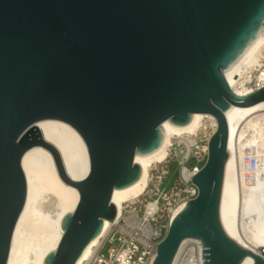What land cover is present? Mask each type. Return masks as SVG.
Masks as SVG:
<instances>
[{"label":"water","instance_id":"water-1","mask_svg":"<svg viewBox=\"0 0 264 264\" xmlns=\"http://www.w3.org/2000/svg\"><path fill=\"white\" fill-rule=\"evenodd\" d=\"M264 33V0H0V264H8L27 201L22 167L36 146L49 150L62 180L80 194L64 235L44 264H77L117 221L112 202L142 178L136 157L156 154L163 127L216 118L198 196L171 221L154 264H175L185 241L203 264L264 257L226 232L221 204L229 154L226 113L264 102V89L239 97L226 74ZM65 122L84 139L90 173L73 181L37 124Z\"/></svg>","mask_w":264,"mask_h":264},{"label":"bare ground","instance_id":"bare-ground-1","mask_svg":"<svg viewBox=\"0 0 264 264\" xmlns=\"http://www.w3.org/2000/svg\"><path fill=\"white\" fill-rule=\"evenodd\" d=\"M263 61L264 33L237 66L226 74L229 86L239 97L254 94L246 82L251 81V74L258 71ZM256 78L264 83V74L260 71ZM206 116L214 120L212 126L215 127L214 117L205 114H195L192 123L186 127H176L169 121L164 123L166 139L163 147L152 156L135 159L143 170L141 180L129 189L113 194L112 202L118 209L117 220L124 204L132 203L146 193L151 168L168 159L173 140L197 134L206 124ZM226 118L230 159L226 168L221 220L233 240L264 257V102L250 107L232 106ZM37 128L44 142L59 153L66 175L73 181L84 180L90 173V156L79 132L57 120L39 122ZM251 159L256 161L255 168ZM22 167L28 183L27 201L15 230L8 264H44L45 258L57 249L64 235L62 219L74 212L80 194L62 180L53 154L44 147L29 150L23 157ZM46 203L51 206L45 207ZM184 206L174 212L172 220ZM112 225L106 220L101 236ZM101 236L91 243L77 264H85L93 256ZM191 245L194 247L188 251ZM175 264H203L201 243L185 241ZM243 264H254V259L247 257Z\"/></svg>","mask_w":264,"mask_h":264},{"label":"built area","instance_id":"built-area-1","mask_svg":"<svg viewBox=\"0 0 264 264\" xmlns=\"http://www.w3.org/2000/svg\"><path fill=\"white\" fill-rule=\"evenodd\" d=\"M258 71L264 74V61ZM258 71L251 74V81L246 82L254 92L264 89V83L256 78ZM214 119L215 127L212 126L214 120L206 116V124L197 134L173 140L168 159L151 168L146 193L136 201L123 205L122 215L101 236L93 256L85 264H154L157 247L169 232L174 212L198 196L193 178L202 171L208 159L209 144L218 128ZM173 162L178 165V177L171 190L165 191L162 185L170 174ZM251 164L255 168L256 161L251 159ZM151 206H155L153 210ZM108 246H111L110 250L105 254Z\"/></svg>","mask_w":264,"mask_h":264},{"label":"rangeland","instance_id":"rangeland-1","mask_svg":"<svg viewBox=\"0 0 264 264\" xmlns=\"http://www.w3.org/2000/svg\"><path fill=\"white\" fill-rule=\"evenodd\" d=\"M193 164V163H191ZM171 170H170V174L165 178L164 182H163V185H162V189L165 190V191H170L171 188L174 186L175 182H176V179L178 177V165L176 162H173L170 166ZM51 205L49 203H46L45 204V207L49 208ZM118 244H115L114 246H117ZM110 247L111 246H108L106 248V251H105V254H107L110 250ZM194 245H191L189 248H188V251L193 248Z\"/></svg>","mask_w":264,"mask_h":264}]
</instances>
